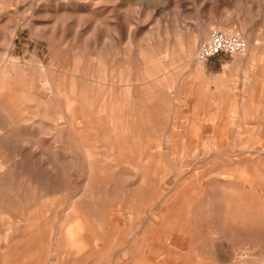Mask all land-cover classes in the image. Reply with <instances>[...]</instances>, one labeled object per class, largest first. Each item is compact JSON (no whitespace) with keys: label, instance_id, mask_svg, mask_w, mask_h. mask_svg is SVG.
I'll return each mask as SVG.
<instances>
[{"label":"rangeland","instance_id":"374dc122","mask_svg":"<svg viewBox=\"0 0 264 264\" xmlns=\"http://www.w3.org/2000/svg\"><path fill=\"white\" fill-rule=\"evenodd\" d=\"M217 28L248 50L200 66ZM5 67V209L41 220L7 264H264V0H0Z\"/></svg>","mask_w":264,"mask_h":264},{"label":"bare ground","instance_id":"6f19581e","mask_svg":"<svg viewBox=\"0 0 264 264\" xmlns=\"http://www.w3.org/2000/svg\"><path fill=\"white\" fill-rule=\"evenodd\" d=\"M78 1H89V0H78ZM141 1H143V3H145V4H147L148 6H151L153 3H156V1L157 0H141ZM95 2V1H94ZM139 3V2H138ZM128 4V3H127ZM70 5H71V3H70ZM81 5H82V3H81ZM158 5V4H157ZM86 6V5H85ZM92 6V5H91ZM52 7H53V5H52ZM77 7V6H76ZM55 8V7H54ZM87 8V7H86ZM61 9H62V7H61ZM64 9V8H63ZM85 9V8H84ZM88 9H89V7H88ZM69 10V9H68ZM83 10V9H82ZM44 24V23H43ZM205 34H206V30L205 29H203L199 34H198V36L196 37V39H195V45H197V42L199 41L200 42V40H201V38L203 37V36H205ZM2 39H4V38H2ZM16 39V38H15ZM246 42H247V40H246ZM16 43L17 42H15V40H11L10 42H9V48L10 49H15V47H16ZM168 47V46H167ZM170 48V47H169ZM166 50V49H165ZM169 50V49H168ZM248 50V49H247ZM18 51V50H17ZM47 51V50H46ZM167 52V51H166ZM2 53V52H1ZM253 54V53H252ZM256 54V53H255ZM38 55V54H37ZM168 54H166V56H167ZM244 55H245V53H244ZM8 57V56H7ZM168 57V56H167ZM251 57V56H250ZM3 58V57H2ZM256 58V57H255ZM10 61H12V60H9V62ZM89 61L90 62H88L90 65H98V66H100V67H106V66H108L110 63L108 62V61H106V60H104L103 58H96V57H90L89 58ZM13 62V61H12ZM69 62H70V60H69ZM72 63V62H71ZM168 63H169V61H168ZM80 63H76V65H79ZM122 64H125V63H120V65H122ZM198 64L200 65V66H202L203 65V63H201V62H198ZM34 66H37L38 68H41V69H44L45 67H46V65L44 64V63H42V62H39V63H35V64H33ZM111 65H115V63H111ZM170 65H171V63H170ZM73 66V65H72ZM173 66H174V64H173ZM48 67V66H47ZM7 68L5 67L4 69H2L1 71H0V76L1 77H6V75H7V70H6ZM43 76V75H42ZM155 76V75H154ZM70 77H71V75H70ZM260 77V76H259ZM47 78V77H46ZM252 78V77H251ZM49 83V82H48ZM70 83V82H69ZM7 86H9V87H13L12 86V84H8V85H3V86H1L0 87V90L1 89H6L7 88ZM23 86H24V84H23ZM26 87V86H25ZM98 87V86H97ZM104 87H105V85H104ZM165 87V86H164ZM66 88V87H65ZM172 88V87H171ZM49 94V93H48ZM129 94V93H128ZM112 96H113V94H111ZM49 96V95H48ZM35 99V98H34ZM123 99H126L125 97L123 98ZM28 100H32V97L31 96H29L28 95ZM74 101V100H73ZM75 103V102H74ZM154 107V106H153ZM102 111V110H101ZM29 112V111H28ZM96 113H99V112H96ZM121 113H122V111H121ZM65 114V113H64ZM34 115V114H33ZM19 116V115H18ZM66 116V115H65ZM108 116H109V114H108ZM129 116V115H128ZM132 116V115H131ZM36 117V116H35ZM101 117V116H100ZM83 119V118H82ZM132 119V118H131ZM134 119V118H133ZM54 121L56 122L55 124H57L58 125V127H60L61 126V122H60V120H59V118H54ZM76 123V122H75ZM108 123V122H107ZM83 124H85L84 122H83ZM132 124H133V122H132ZM2 126H3V124H2ZM47 126H49V125H47ZM85 126V125H84ZM134 127V126H133ZM85 128V127H84ZM139 128V127H138ZM2 129V127H0V130ZM134 129V128H133ZM55 130H56V128H55ZM135 131V130H134ZM80 132V131H79ZM119 132V125L117 126V125H115V127H114V134H119L118 133ZM136 132V131H135ZM137 133V132H136ZM141 134V133H140ZM136 135V134H135ZM32 137V136H31ZM116 137V136H115ZM99 138V137H98ZM98 138H97V140H98ZM62 139H63V137H62ZM138 139V138H137ZM60 141V140H59ZM105 141V140H104ZM113 141V140H112ZM77 142V141H76ZM97 142V141H96ZM164 142H165V140H164ZM163 142V143H164ZM174 143V142H173ZM109 144V143H108ZM111 144H112V142H111ZM135 144H136V142H135ZM167 144V143H166ZM138 145V144H137ZM213 145V144H212ZM211 145V146H212ZM140 146V145H139ZM147 149V148H146ZM214 149V148H213ZM34 150H37V147H35L34 148ZM119 150H120V148H119ZM143 150V149H142ZM168 150H170V149H168ZM212 150V149H211ZM149 154V153H148ZM122 155H124V154H122ZM87 156H88V158H91L92 157V155L87 151ZM131 156V155H130ZM113 157V156H112ZM124 157V156H123ZM186 157H189V156H187L186 155ZM131 158V157H130ZM66 159V158H65ZM124 160V159H123ZM110 163V162H109ZM108 163V164H109ZM99 164V163H98ZM149 165V164H148ZM147 165V166H148ZM152 165V164H151ZM49 168H50V170H51V179H52V183H54V184H56V180L58 179V176H59V171H58V169L56 168V167H54L53 165H49ZM107 168V167H106ZM148 168V167H147ZM141 169V168H140ZM151 169V168H150ZM157 170V169H156ZM108 171V170H107ZM184 171V170H183ZM182 171V172H183ZM74 173V172H73ZM159 173V172H158ZM121 174V173H120ZM150 174H151V172H150ZM11 176V174H10V171H9V166L5 163V162H3V161H0V221H4V227H5V230H4V233H0V253H1V258H4V261L3 262H5L6 264H7V261H8V255L10 254L9 252V248L12 246V244L14 243H16V242H18V240L19 239H22V237H19L18 236V239H17V236H14V234L16 233V232H18V231H27V230H29L30 232L32 231V234H34V233H36L38 230H39V228H40V226H41V220H40V218L38 217V216H30V214H23L21 217H14L10 212H8L5 208H6V204H7V199H8V195H9V191H13L14 189L11 187V185H10V182L8 181V177H10ZM49 176V175H48ZM85 178V177H84ZM114 179V178H113ZM119 179V178H118ZM155 179V178H154ZM153 179V180H154ZM69 181V180H68ZM73 181V180H72ZM199 181V180H198ZM89 182V181H88ZM93 182V181H92ZM167 183H168V181H167ZM71 184V183H70ZM91 185V184H90ZM59 186V185H58ZM201 186V185H200ZM60 187H61V185H60ZM64 187V186H63ZM68 187V186H67ZM128 187V186H127ZM141 187V186H140ZM65 188V187H64ZM202 188H203V186H202ZM248 189H250V188H248ZM70 191V190H69ZM68 191V192H69ZM25 192V191H24ZM173 192V191H172ZM87 195V194H86ZM144 195V194H143ZM177 195V194H176ZM20 195H18V206H19V208H21V209H24V207H25V204H26V202H25V200L23 199H20V197H19ZM147 196V195H146ZM178 196H179V194H178ZM191 197V196H190ZM194 197V196H193ZM87 198H88V196H87ZM151 198V197H150ZM149 199V198H148ZM163 199V198H162ZM52 200V199H51ZM145 200V199H144ZM176 200V199H175ZM39 201H41V200H39ZM90 201V200H89ZM146 201V200H145ZM192 201V200H191ZM198 202V201H197ZM90 204V203H89ZM211 204V203H210ZM28 206V205H27ZM182 207V206H181ZM69 211H68V215H67V218H66V220L65 221H62V223H61V225H62V228L63 229H65L64 231H66V235H67V237H68V239L70 240V242H71V244H72V246H73V244H80L82 241H81V239H80V237L77 235V227H79L80 226V223L78 222V221H76L74 218H75V216H76V213H77V208H76V205H75V202H71V204L69 205ZM199 208V207H198ZM101 210V209H100ZM20 211V210H19ZM168 211V210H167ZM186 211V210H185ZM196 212H197V210H196ZM200 213V212H199ZM202 213V212H201ZM61 214V213H60ZM186 214V213H185ZM42 215V214H41ZM162 215V214H161ZM114 217V216H113ZM162 217V216H161ZM212 217H213V215H212ZM100 219V218H99ZM185 220V219H184ZM189 220V219H188ZM184 222V221H183ZM186 222V221H185ZM88 224V223H87ZM189 224V223H188ZM198 224H199V222H198ZM191 225V224H190ZM229 226H230V224H229ZM198 227H199V225H198ZM111 229H112V227L110 228V231H111ZM190 229H192V228H190ZM231 229V228H230ZM232 230V229H231ZM154 231H156V230H154ZM153 231V232H154ZM152 232V231H151ZM152 232V233H153ZM110 234H112L111 232H110ZM153 234H155V233H153ZM15 235H17V234H15ZM46 236V235H45ZM50 236V235H49ZM16 237V238H15ZM25 237V236H24ZM26 238V237H25ZM27 239H33V240H39V241H41L42 239H37V237L36 236H33V238H31V236H28V238ZM30 240H29V242H30ZM180 240V239H179ZM45 241H47L46 240V238H45ZM171 241H172V238H171ZM176 241H178V240H176ZM27 243V242H26ZM175 244V243H174ZM42 245V244H41ZM102 245V244H101ZM14 246V245H13ZM29 246V245H28ZM98 246V245H97ZM16 248H18V247H16ZM60 249V248H59ZM16 252H17V249L15 250ZM41 251V250H40ZM40 251H38L37 250V253L39 252L40 253ZM37 253H36V255H37ZM43 253V252H42ZM17 254V253H16ZM20 254V253H19ZM60 254V253H59ZM69 255H70V253H69ZM244 255H246L245 253H242V256H244ZM32 258V257H31ZM42 258H39V260H41ZM239 259H240V257H239ZM20 260V259H19ZM29 260V259H28ZM43 260V259H42ZM73 260V259H72ZM38 261V260H37ZM241 261V260H240ZM20 262V261H19ZM243 262V261H242ZM4 263V264H5ZM39 263V262H38ZM44 264V263H43Z\"/></svg>","mask_w":264,"mask_h":264},{"label":"built area","instance_id":"2783aa9c","mask_svg":"<svg viewBox=\"0 0 264 264\" xmlns=\"http://www.w3.org/2000/svg\"><path fill=\"white\" fill-rule=\"evenodd\" d=\"M248 44L240 33H229L225 29L217 28L210 33L208 41L203 43L197 54L201 63L221 55H239L247 51Z\"/></svg>","mask_w":264,"mask_h":264}]
</instances>
